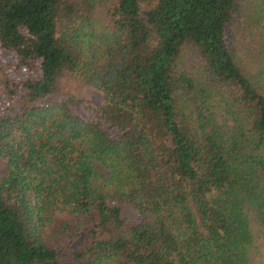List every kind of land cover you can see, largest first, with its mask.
Returning a JSON list of instances; mask_svg holds the SVG:
<instances>
[{
	"label": "trees",
	"instance_id": "1",
	"mask_svg": "<svg viewBox=\"0 0 264 264\" xmlns=\"http://www.w3.org/2000/svg\"><path fill=\"white\" fill-rule=\"evenodd\" d=\"M0 72V264H264V0H0Z\"/></svg>",
	"mask_w": 264,
	"mask_h": 264
},
{
	"label": "rangeland",
	"instance_id": "2",
	"mask_svg": "<svg viewBox=\"0 0 264 264\" xmlns=\"http://www.w3.org/2000/svg\"><path fill=\"white\" fill-rule=\"evenodd\" d=\"M243 29L241 24L240 25H236L233 28V45H235V47L237 48V53H239V55L242 54V52L240 51V45L243 42ZM20 76H32V77H39L40 72H39V68L38 65H33L29 70H22L19 73H17ZM0 78H1V72H0ZM57 87L59 88L60 91H64V92H69V93H73L74 95L78 96L79 98H81L84 103H86L87 105H91V106H98L101 103V95L99 93V91L92 85H89L85 82H83L81 79L77 78L75 75H72L68 72H64L61 76L58 77L57 79ZM57 89H55L56 91ZM54 91V94H55ZM53 94V96H54ZM0 95H1V86H0ZM5 165L3 163V161L0 158V179L3 178V176L5 175ZM121 208V215L136 221L138 216H137V212L136 210L133 208V206H131L130 204H122L120 205ZM248 215L250 217V223L251 226L255 228H259L257 225L259 224V221L256 217V214L254 212V210H248ZM262 250H264L263 247H261Z\"/></svg>",
	"mask_w": 264,
	"mask_h": 264
}]
</instances>
